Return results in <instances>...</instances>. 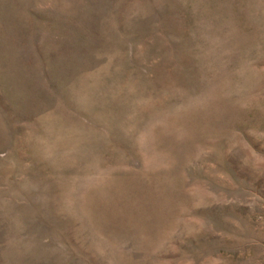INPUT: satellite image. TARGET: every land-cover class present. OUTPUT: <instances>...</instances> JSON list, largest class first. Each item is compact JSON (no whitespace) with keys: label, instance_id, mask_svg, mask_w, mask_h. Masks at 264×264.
<instances>
[{"label":"rangeland","instance_id":"obj_1","mask_svg":"<svg viewBox=\"0 0 264 264\" xmlns=\"http://www.w3.org/2000/svg\"><path fill=\"white\" fill-rule=\"evenodd\" d=\"M0 264H264V0H0Z\"/></svg>","mask_w":264,"mask_h":264}]
</instances>
